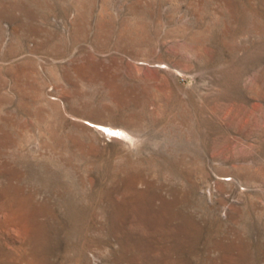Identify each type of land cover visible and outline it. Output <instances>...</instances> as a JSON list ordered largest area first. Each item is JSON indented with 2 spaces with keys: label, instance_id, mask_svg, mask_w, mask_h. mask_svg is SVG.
I'll return each instance as SVG.
<instances>
[{
  "label": "rangeland",
  "instance_id": "1",
  "mask_svg": "<svg viewBox=\"0 0 264 264\" xmlns=\"http://www.w3.org/2000/svg\"><path fill=\"white\" fill-rule=\"evenodd\" d=\"M0 264H264V0H0Z\"/></svg>",
  "mask_w": 264,
  "mask_h": 264
},
{
  "label": "snow or ice",
  "instance_id": "2",
  "mask_svg": "<svg viewBox=\"0 0 264 264\" xmlns=\"http://www.w3.org/2000/svg\"><path fill=\"white\" fill-rule=\"evenodd\" d=\"M114 135H120L119 133H114Z\"/></svg>",
  "mask_w": 264,
  "mask_h": 264
}]
</instances>
